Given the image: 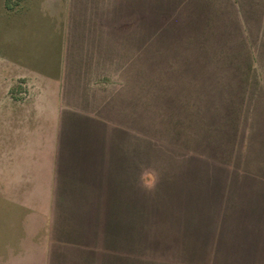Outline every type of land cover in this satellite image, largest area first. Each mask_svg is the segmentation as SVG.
I'll return each instance as SVG.
<instances>
[{"label": "rangeland", "instance_id": "1", "mask_svg": "<svg viewBox=\"0 0 264 264\" xmlns=\"http://www.w3.org/2000/svg\"><path fill=\"white\" fill-rule=\"evenodd\" d=\"M50 86L105 185L0 191V264H264V0H0V97Z\"/></svg>", "mask_w": 264, "mask_h": 264}, {"label": "crops", "instance_id": "2", "mask_svg": "<svg viewBox=\"0 0 264 264\" xmlns=\"http://www.w3.org/2000/svg\"><path fill=\"white\" fill-rule=\"evenodd\" d=\"M30 73L25 76L47 78L39 72ZM56 89L31 88L36 94L25 102L16 97L19 90H9L5 93L9 95L0 97V191L10 203L30 209V216L51 222L61 201L80 196L82 207L90 206L89 198L97 185H105L92 155L64 150L63 104L61 90ZM58 185H71L78 192L70 197ZM87 211L86 207L81 214ZM27 257L28 261L19 254L9 264H33Z\"/></svg>", "mask_w": 264, "mask_h": 264}]
</instances>
